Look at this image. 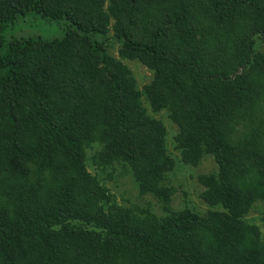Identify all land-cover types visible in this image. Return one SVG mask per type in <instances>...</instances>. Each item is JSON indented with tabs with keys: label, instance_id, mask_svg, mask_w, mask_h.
<instances>
[{
	"label": "trees",
	"instance_id": "trees-1",
	"mask_svg": "<svg viewBox=\"0 0 264 264\" xmlns=\"http://www.w3.org/2000/svg\"><path fill=\"white\" fill-rule=\"evenodd\" d=\"M28 16L63 36L18 35ZM122 60L152 71L143 90ZM207 156L208 210L174 209L178 165ZM89 164L128 168L163 214L117 203ZM259 203L264 0H0V264H264Z\"/></svg>",
	"mask_w": 264,
	"mask_h": 264
},
{
	"label": "rangeland",
	"instance_id": "rangeland-1",
	"mask_svg": "<svg viewBox=\"0 0 264 264\" xmlns=\"http://www.w3.org/2000/svg\"><path fill=\"white\" fill-rule=\"evenodd\" d=\"M15 32L18 35L31 34L44 36L46 38H61L63 36V30L60 25L48 22L38 16H28L22 19L19 24L15 26ZM118 48L119 45L115 44L111 53L115 58L121 60L118 54ZM261 50L262 46L260 51ZM122 62L134 73L139 89L143 90L144 86L151 82L153 75L152 71L140 61L122 60ZM151 115L165 124L168 131L167 144L169 152L178 160L180 158V152L175 148L174 144L177 128L170 120L169 112H151ZM216 169L217 165L211 156H207L196 168L179 164L178 170L171 179L172 185L176 188L172 207L176 210H181L188 206L205 213L208 207L200 199V194L204 188L199 185L198 177L202 174L214 172ZM89 171L93 175L98 176L100 182L111 190L117 203L129 208H148L158 216L163 214L162 208L156 199L152 196H142L139 194L130 170L123 165L117 164L113 168L100 171L89 164ZM247 217L251 223L261 227L262 231H264V213L261 203L255 205Z\"/></svg>",
	"mask_w": 264,
	"mask_h": 264
}]
</instances>
